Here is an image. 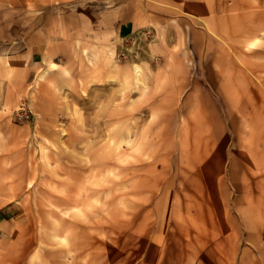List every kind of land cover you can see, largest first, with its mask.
Wrapping results in <instances>:
<instances>
[{"label": "crops", "instance_id": "obj_1", "mask_svg": "<svg viewBox=\"0 0 264 264\" xmlns=\"http://www.w3.org/2000/svg\"><path fill=\"white\" fill-rule=\"evenodd\" d=\"M148 33L151 38L145 40V54L139 60L131 64L114 62L117 51L125 50L127 41H139L142 34ZM220 56L234 57L235 62L241 57L264 58V0H0V173L1 169L14 167L9 162L13 164L21 157L25 146L22 139L26 135L28 140L32 134L33 123H13V112L22 101L34 99L40 110L36 116L42 111V117L50 120L54 111L46 107L51 97L64 109L66 95L61 91L70 83L82 95L93 87L97 73L102 79L109 74L116 79L113 86L119 95L115 100L118 111L120 106H132L127 116L123 108V115L124 120L133 121L134 134L145 128L156 132L160 120L164 122L163 134L168 137L170 125L178 120L183 132L181 151L186 153L188 163H198L199 155L190 154L191 147L186 143L189 131L183 123L192 120V130H202V125L211 122L208 131L197 135L208 132L211 142L204 147L211 157L204 167L213 168V176L203 180L189 176L180 182L175 177L167 179L165 187L149 200L147 212H151L153 223L135 231L140 236L136 241L143 246V257L148 254L147 263L237 264L236 243L224 241L216 248L202 244V233L212 232L207 226L217 224V215L226 217L243 210L235 200L223 197L221 188H213L209 199L199 197L200 192L209 189L207 186L222 185L218 168L226 163L222 158L226 147H222L221 138L224 140L230 132L219 112L220 102L198 95L177 96L181 90L203 87L192 73L204 63L218 68ZM168 88L179 93L161 95V90ZM71 104L76 106L75 102ZM196 147L192 150L199 152ZM19 173L14 172L10 180L1 178L0 259L10 262L15 258L13 264H26L30 257L23 243L31 231V215L17 202L26 192ZM176 184L196 188L184 191ZM223 184L228 182L224 180ZM244 210L250 212L241 219L244 233L260 231L252 208ZM234 228L236 232L237 226ZM249 236L250 245L243 247L240 264H253L254 240L252 234ZM254 248L259 250L260 245Z\"/></svg>", "mask_w": 264, "mask_h": 264}, {"label": "rangeland", "instance_id": "obj_2", "mask_svg": "<svg viewBox=\"0 0 264 264\" xmlns=\"http://www.w3.org/2000/svg\"><path fill=\"white\" fill-rule=\"evenodd\" d=\"M141 37L136 42L127 41L125 50L117 51L114 62L131 64L139 60L145 54V40L151 36L148 33ZM219 58L222 63L218 68L204 63L192 73L203 87L181 90L180 95L175 88H168L161 90V95H198L220 102L219 112L230 132L224 140L221 138L222 147H226L222 154L226 163L218 168L222 185L207 186L210 192L206 189L199 197L209 199L212 190L221 188L223 197L235 200L243 210L226 217L216 214L217 224L207 226L212 232L202 233V244L216 248L223 246L224 241L236 243L235 256L240 264L243 247L250 245L252 234L254 247L260 248L253 247L251 261L264 264V58L241 57L235 59L237 63L231 56ZM97 76L85 94H79L74 83L64 88V109L51 97L46 107L54 111L50 120L42 117V111L36 116L40 110L34 99L22 101L13 112L15 125L33 123L32 134L30 139L26 135L22 139L25 146L21 157L13 164L9 162L14 167L1 169L0 187L2 176L10 180L14 172H20L25 184L20 186V193L23 186L26 192L17 202L21 210L31 215V219L27 217L31 231L23 243L26 256L30 257L26 264H148V254L143 257V246L136 241L140 236L135 231L153 223L151 212H147L153 193L165 187L164 182L170 178L180 182L189 176L202 180L213 176V168L204 167L211 157L204 147L211 142L208 132L197 135L208 131L211 122L202 125V130H192V120L183 123L189 131L186 143L191 147L190 154L199 155L198 163L189 160V164L186 153L181 151L183 132L178 120L170 125L168 137L163 134L164 122L160 120L156 132L145 128L134 134L133 121L124 120L123 115L124 109L126 116L132 112V106H120L118 111L115 100L119 95L113 86L116 79L109 74L104 79L101 73ZM23 104L31 111L28 120L18 117ZM195 144L199 152L205 153L194 152ZM22 162L28 167H23ZM224 180L228 182L225 186ZM175 187L184 191L196 188L191 184ZM245 207L252 208L260 231L244 233L241 219L250 213L245 212ZM136 252L140 254L135 256ZM14 259L8 262L2 258L0 264H13Z\"/></svg>", "mask_w": 264, "mask_h": 264}, {"label": "built area", "instance_id": "obj_3", "mask_svg": "<svg viewBox=\"0 0 264 264\" xmlns=\"http://www.w3.org/2000/svg\"><path fill=\"white\" fill-rule=\"evenodd\" d=\"M31 111L23 104L19 107L18 117L21 120H28L30 118Z\"/></svg>", "mask_w": 264, "mask_h": 264}]
</instances>
